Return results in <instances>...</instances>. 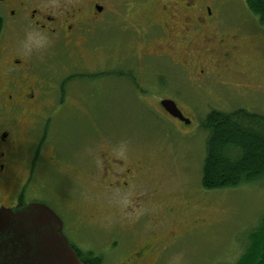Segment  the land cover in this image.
Listing matches in <instances>:
<instances>
[{
	"label": "flooded vegetation",
	"instance_id": "obj_1",
	"mask_svg": "<svg viewBox=\"0 0 264 264\" xmlns=\"http://www.w3.org/2000/svg\"><path fill=\"white\" fill-rule=\"evenodd\" d=\"M225 3L229 1L0 0V210L32 204L49 207L62 220L63 233L80 260L82 250L72 239L74 225L68 223L73 203L92 213L84 216L88 223L96 220L97 209L101 214L113 215L118 209L125 217H146L156 205L162 209L160 215L171 214L172 209L158 198L164 194L163 186L150 181L147 163L133 160L131 150L121 148L115 136L110 134L106 147L97 151L86 152L87 145L80 152L57 146L49 132L52 117L36 110L48 95L54 70L38 65L34 59L38 46L26 47L25 41L32 36L44 48L66 46L70 63L64 87L59 81L60 94L77 78L99 80L103 71L89 70L82 52L97 53L111 45L114 63L107 70L114 85L122 84L135 102L146 104L155 99L161 105L164 100L174 101L190 125L161 106L162 113L189 128L192 121L180 106L186 96L175 89L177 83H187L202 95L235 73L243 79L240 89L247 94L264 89L255 81L258 75L227 66L239 63V58H231L239 50L242 31L229 28L230 21L226 24ZM78 55L80 63H76ZM69 93L73 95L72 90ZM47 144L49 152L44 151ZM70 170L80 171L90 185L75 188ZM91 187L99 189L96 203L88 197ZM197 222L188 223L185 233H195L198 229L189 231V225L195 227ZM183 234L170 233L169 242L183 239ZM104 256L101 264H158L161 257L151 242L133 246L108 262Z\"/></svg>",
	"mask_w": 264,
	"mask_h": 264
},
{
	"label": "rangeland",
	"instance_id": "obj_2",
	"mask_svg": "<svg viewBox=\"0 0 264 264\" xmlns=\"http://www.w3.org/2000/svg\"><path fill=\"white\" fill-rule=\"evenodd\" d=\"M226 1H229L223 9L229 17L226 24L230 21L229 28L242 31L239 50L231 58H239V63L229 62L227 66L249 71L253 77L258 75L255 81L264 87V23L250 13L245 0ZM25 46H38L34 57L38 65L46 64L54 70L48 95L36 110L52 117L49 132L57 146L63 148L62 151L67 147L75 152L87 145L86 152L97 151L106 147L110 134L115 136L121 148L131 150L133 160L147 163L150 181L155 186H163L164 194L158 196L160 202L172 209L171 214L162 216L160 206L154 205L153 213L146 217L134 214H125V217L118 209L113 215L101 214L103 211L97 209L96 220L88 223L84 216L92 213L81 204L73 203L70 207L74 213L68 223L74 225L71 231L76 247L100 257L105 254L103 260L108 262L133 246L151 242L158 246L161 256L158 264H239L249 254H255L252 245L259 241L254 233L259 231L264 219V180L231 188H203L207 133L201 124L214 109L227 112L244 109L264 115V89L255 95L247 94L245 89H240L243 79L235 73L224 77L222 85L211 86L202 95L187 83L181 86L174 82L177 83L175 89L185 93L180 106L192 121L191 127L185 128L164 115L155 99L146 104L135 102L128 98L130 94L122 84L114 85L107 70L114 63L111 45L97 53L82 52L89 70L103 71L99 80L77 78L71 87V84L66 85V93L62 88L61 94L59 81L64 87L70 63L66 46L44 48L32 36L25 41ZM76 63H80V55ZM49 147L47 144L44 151L49 152ZM56 153L61 155L59 151ZM68 176L73 177L75 188L90 185V180L80 171L70 170ZM98 190L89 189L88 197L94 199L90 202L96 203ZM129 206L126 202V207ZM193 220L198 224L189 225V231L198 230L189 235L185 233V226ZM177 232L185 233L183 239L169 242L170 233L176 235ZM257 252L261 253V245ZM249 261L244 259L241 264H249Z\"/></svg>",
	"mask_w": 264,
	"mask_h": 264
},
{
	"label": "trees",
	"instance_id": "obj_3",
	"mask_svg": "<svg viewBox=\"0 0 264 264\" xmlns=\"http://www.w3.org/2000/svg\"><path fill=\"white\" fill-rule=\"evenodd\" d=\"M245 3L250 13L264 23V0H245ZM201 127L207 133L203 188H231L264 180V115L244 109L234 112L214 109L202 120ZM254 235L259 241L252 245L255 254L244 259H250L249 264H264V219ZM79 252L83 264L102 263L100 256Z\"/></svg>",
	"mask_w": 264,
	"mask_h": 264
},
{
	"label": "water",
	"instance_id": "obj_4",
	"mask_svg": "<svg viewBox=\"0 0 264 264\" xmlns=\"http://www.w3.org/2000/svg\"><path fill=\"white\" fill-rule=\"evenodd\" d=\"M161 106L190 125L177 104ZM0 264H83L63 233V222L49 207L32 204L0 210Z\"/></svg>",
	"mask_w": 264,
	"mask_h": 264
}]
</instances>
